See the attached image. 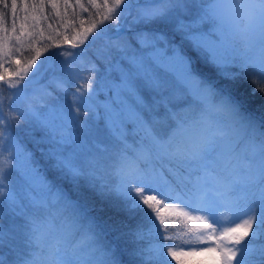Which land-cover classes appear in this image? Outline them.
Segmentation results:
<instances>
[{"label":"snow or ice","instance_id":"1","mask_svg":"<svg viewBox=\"0 0 264 264\" xmlns=\"http://www.w3.org/2000/svg\"><path fill=\"white\" fill-rule=\"evenodd\" d=\"M259 2L264 4V0ZM212 3L11 0L9 9V0H0V88L16 89L25 104L18 118L45 134L46 141L54 145L49 156L56 161V175L50 182L32 167L31 154L20 150L25 176L40 193L38 197L29 194L25 204L11 184L5 183V174L13 165L10 157L7 168L3 166L0 145V220L10 214L14 221L9 229L0 223V244L17 241L11 264H85L97 252L100 258L95 264H124L90 206L78 196L73 198L82 185L119 200L126 211H148L149 227L138 226L128 234L133 247L126 250L127 264H264V244L254 243L264 238V81L253 78L247 92L240 83L249 71L264 76V42L259 53H240L218 27L210 11ZM49 8L51 12L46 11ZM5 10L10 11V26ZM81 13H88L87 20ZM178 13L189 19H181ZM128 16L131 25L137 26L132 38L147 51L136 54L132 49V55L125 54L122 58L131 71L117 65L119 82L101 88L95 63L89 62L84 74L75 66L85 51L80 46L90 38L106 36L101 27L106 22L117 28L108 38L116 45L121 40L126 43L123 30L130 26ZM168 29L182 33L198 59L171 43ZM62 45L80 48V52L63 49L45 56L49 49ZM56 56L63 59L57 61ZM198 60L215 67L219 78L206 73ZM149 63L170 72L176 81L171 95L157 102L166 109L163 118L153 115V105L140 95L136 83L140 77L153 91L164 90L165 81L151 71ZM49 71L62 74L49 83L69 96L70 104L52 97L45 84L30 89ZM73 82L78 85L74 90ZM109 90L123 104L119 112L111 101L98 100L101 91ZM125 96L131 97L134 106ZM48 98L55 104H49ZM171 101H183L185 106L169 107ZM82 108L92 124L104 120L115 142L111 183L95 170L96 159L87 155L91 149L73 130ZM161 120L165 127L154 129L153 124ZM91 126L87 121L80 124L81 129ZM138 135V142H129V136ZM50 205L73 210L94 242L88 253L81 252L82 242L73 243V231L57 228L46 214ZM142 241H148L147 245L142 246ZM0 264L9 261L0 256Z\"/></svg>","mask_w":264,"mask_h":264},{"label":"trees","instance_id":"2","mask_svg":"<svg viewBox=\"0 0 264 264\" xmlns=\"http://www.w3.org/2000/svg\"><path fill=\"white\" fill-rule=\"evenodd\" d=\"M19 2V0H18ZM74 3L75 0H72ZM86 3V0H84ZM11 0H9V9H10ZM8 12V23L9 26L11 25V15L9 10H5ZM46 11L51 12V9H47ZM69 13L72 12V9L68 10ZM20 15L22 16L23 13L21 12ZM81 17L87 20L88 13H81ZM115 24L112 22H106L105 25H102L101 27L105 28L106 31H109L112 29V27ZM58 26V23L57 25ZM123 35L126 36L127 42L125 43L124 40H121L119 42V45H116L113 40H110L108 37H102L98 36L95 40H93L92 44L83 47L85 51L82 53V55L77 59V62L75 66L78 68V70L81 72V74H84L86 71V68L89 64L95 63L97 68L99 69V73L96 74V78L98 81V86L101 88L108 89L110 86V82L116 80V82L120 78V73L116 70L117 65L119 67L126 69L124 67V64L127 63L124 62V59L122 58L125 54L130 53L129 49L126 52H121L119 48L121 46H124L127 48V45L134 46L136 44V40L133 39V35L123 32ZM167 35L170 38V42H177L180 41L181 44L177 45L179 48L182 49V51L187 54L188 56L192 57L193 59H198V54L195 51L194 48L190 47L188 44V40L184 39L182 33L174 31L173 29L167 30ZM97 41V42H96ZM107 41V42H102ZM103 43L104 45H101ZM52 49V48H51ZM48 51L49 54L50 50ZM68 49L69 51H78L80 52L79 48L77 49H71L68 45L61 46L60 49L56 50H63ZM96 51V52H95ZM48 56V55H47ZM82 61L83 63H81ZM198 66L203 67L204 71L206 73L207 70L210 71L211 75L213 77H218L217 69L211 65L204 66L202 61L198 60ZM129 67V66H127ZM111 68L112 71L109 73L108 69ZM213 69V70H212ZM209 74V73H208ZM51 72L49 71L48 74L45 76L50 77ZM44 78V79H45ZM255 78L257 80L264 81V76H261V74L257 72L249 71L243 75L241 78V87L244 91L250 90L253 85L251 83V80ZM53 80V79H52ZM43 81V80H42ZM40 82V84L47 85V91L52 93V97L61 99V96L64 95L61 93L56 87L54 83H49L48 80L44 82ZM34 85V84H33ZM142 87L144 84H141ZM78 86L75 82H73V90L75 87ZM141 89V88H139ZM143 89V88H142ZM12 92V89L5 88L2 86L0 88V119L3 120V126L0 128V131L3 132V139L0 142L2 145L3 152L2 154L11 157L16 158V154L21 155L22 157V163L19 165V168L23 171L25 170L26 164L24 160V155L21 153V149H23L24 153H30L31 154V163L35 165L41 174L49 178L51 180H54L56 172L53 170L54 160L51 156H49V146L51 143H48L45 139V134L37 129L32 123L26 121L21 117V114L24 111L25 104L23 99L13 102L10 99V94ZM104 91H101L98 98L102 97L105 100H107L108 95H103ZM109 92V91H108ZM55 102L54 99L48 98V103L51 104ZM255 102L257 104L260 103V93L256 94ZM46 110V109H45ZM81 111H85V109H81ZM102 114V110H100ZM88 119H91L89 117ZM151 123V120L149 121ZM154 127V126H153ZM128 129L131 132L132 126L128 125ZM129 142L130 143H136L140 140V136L132 137L129 136ZM145 144L148 143L147 140L144 141ZM111 151L107 149V151H101V152H95L91 153V155L96 159V167L95 170L100 171V174L107 179L110 183L112 181L111 177V171H112V164L108 163L107 165L103 164L105 160V156H107ZM15 156V157H14ZM115 160V157H112ZM15 165V164H14ZM102 169V171H101ZM18 172V171H17ZM77 196L84 202H86L90 208L92 209L91 214L96 218L97 222L103 225L104 230L108 233L106 239L108 240L110 245H115L116 249L118 250V255L121 256L122 259H124V264H127L128 262V256L126 254V250H131L133 245L128 243L130 240V236L128 235L133 229L137 228L138 226L143 227L144 229H147L149 227V221L147 219L148 214L146 212H136L134 214H131V212L126 211L125 207L117 205L118 202L115 200V203H112L113 197H105L97 193V191L90 189L84 185L81 186L79 193L74 194L73 198H77ZM22 197V203H28V201ZM50 210H55L50 211ZM67 209H61L59 205H55L53 209L49 208L47 211V215L52 217L56 216L59 218L56 220L59 225L55 224L58 229H64V230H71L74 232L73 235V243L82 242L81 244V252L88 253L90 249L93 247V241H90L87 237V232L85 228L81 225L80 222H78L73 214V212H67ZM68 220H75L77 221V224L79 223L81 225V229L78 230L73 227L67 228L66 225L62 226L60 222L65 221L67 224ZM13 219L11 215H5L2 220H0V223L3 224V227L5 229H9L11 224L13 223ZM76 224V225H77ZM17 241L9 239L6 243L0 244V256L5 257L9 264H11V261L15 258V253L13 251V246L16 245ZM148 241H142L141 245L145 246L147 245ZM94 257L98 258L100 257L99 252L95 253L93 256H91L90 260H92Z\"/></svg>","mask_w":264,"mask_h":264},{"label":"rangeland","instance_id":"3","mask_svg":"<svg viewBox=\"0 0 264 264\" xmlns=\"http://www.w3.org/2000/svg\"><path fill=\"white\" fill-rule=\"evenodd\" d=\"M179 15H180V18L181 19H185V20L189 19V17L184 16L183 14H179ZM127 23L130 26L127 27V28H125V30L123 32L133 35L134 30L137 29V26L131 25V16H128L127 17ZM102 42H107V41H102ZM171 43H173L175 45L176 44L177 45H180L181 44L180 41L171 42ZM107 44H108V42H107ZM188 44H189L190 47L193 48V46H192V44H191L190 41L188 42ZM101 45H104V44L101 43ZM132 49L135 50V53L136 54H140L142 51L143 52H146L147 51V50H142L141 47H140V45H139V43L137 41H136V44L134 46L133 45L131 46V48L129 49V52L130 53H128L127 55H132L133 54ZM79 50H80V48H79ZM58 52H59V50H56L54 53H58ZM73 52H78V51L74 50ZM47 55L48 54H45V56H47ZM44 58L45 57H41V60H43ZM62 59H63V57L56 56V60L57 61L62 60ZM124 62L127 63L126 65L124 64V67L126 68L125 70L131 71V67L128 64L127 60L124 59ZM127 66H129V67H127ZM149 67H150L151 71L156 76L162 78L165 81L164 90L162 92L153 91L151 88H149L144 83L143 79H141L140 77H137L136 78V83L138 85V90L140 92V95H142L144 97V99L150 105H153V108H154L153 115L157 116L158 118H163L164 115H165L166 109L164 108V106H163L162 103L157 104V102L163 100L164 97H168V96L171 95L172 90L177 87L176 81H175V78L173 77V75L170 72H166L165 69L160 68V67H156L154 64H151V63H149ZM50 72H51L50 77L49 78L46 77L42 82H44L46 80L51 81L55 76L62 75L59 72H52V71H50ZM207 72L211 75L210 71L207 70ZM114 81H116V80H114ZM117 82H119V80ZM141 84H144L143 87H142ZM4 87H5V85H4ZM29 87H30V89H33V88L34 89H40L41 84H34V85L31 84ZM139 88H141V89H139ZM104 95H108L107 100L111 101L112 107L114 109H116L117 112H119V110L123 107V104L121 102H118L114 98L112 91H110V90H109V92L108 91L107 92L104 91L102 96H104ZM10 99H11V101L16 102V101L21 100L22 98L19 96V94L17 93L16 89H12V92L10 94ZM61 99L62 100H66L69 104L71 103V98L69 96L62 95L61 96ZM124 99L127 100V103L128 104H131V105L134 106V101L131 99V97H126L125 96ZM98 100L101 101V102L106 101L102 97H99ZM51 104L54 105L55 102H53ZM182 106H185L183 101H171L169 103V107H173V108H175V107H182ZM100 110H102V114L101 115H103L104 109L101 108ZM83 113H84V111H81L80 115L74 121V128H73V130L78 135H80L81 140L84 141L85 144L87 145V147L91 149V151L88 152L87 155L89 156V155H91V153L101 152L102 151L101 149H106V150L108 149V150H110L112 152L113 146H114V143L115 142H114L113 138L111 137V134L109 132V129L106 127L104 120L103 119H100V120L96 121L95 124H92V120L91 119H88L90 116L88 118H86ZM145 118L146 119H149V121L151 120V118L148 117L147 115L145 116ZM85 121H87V123L90 124V125H92V126L91 127H85L83 129H81L80 128V124L82 122H85ZM153 126H154V129H157V130L163 129L165 127V125H164V123H163L162 120H161L160 123H154ZM0 145H1V143H0ZM96 145H100L101 147L98 148V147H96ZM52 147H54V145L51 144L48 149H51ZM111 152L107 156H105V160H104L103 164L107 165V162L110 163V164L114 162V159L112 158L114 156L111 155ZM20 156L21 155H18V153H17L16 154V158H12V165L13 166L10 169H8L7 172H6V174H5V183H10L12 189L17 194H19L20 196H23L28 201L29 194H31L32 196H37L38 197L40 195V193L29 182V180L26 178V176H25L26 167H25V170L24 171H23V168L22 169L19 168V165L22 163L21 162L22 161V157H20ZM9 158H8V156L2 154V159L4 161V165L3 166L5 168H7V161H8ZM52 159L54 160V164H55L56 163L55 159L54 158H52ZM32 167H34L37 170V172H38L39 175L43 176L41 174V172L39 171V169L35 165L32 164ZM53 170H55V169H53ZM44 178L47 179L50 182L51 181H54V180H51V179L46 178V177H44ZM115 200H116L115 198H112V203H115ZM117 202H118L117 205H120V206H123L124 207V205L119 200H117ZM54 207H55V205H50L49 208L53 209ZM67 210H68L67 212H69V211L70 212H73V210L71 208H67ZM50 211H53L54 212L55 210H50ZM144 212H146L148 214V211L146 209H144L141 213H144ZM134 213H136V212H131V214H134ZM52 219H53V222L55 224H57V226H58L59 223L56 220H58L59 218H57L56 216H52ZM60 223H61L62 226H65L66 225L67 228H70V227L75 228L77 226L76 229H78V230L81 229V225L79 223L77 224V221H75V220H73V221L68 220L67 221V224L65 223V221L60 222ZM176 227L178 228L179 225H177ZM173 230H176V229L174 228ZM254 243L257 246H259L261 244H264V238H260V239L256 240ZM117 254H118V250H117ZM99 258L100 257H98V258L94 257L92 260L86 258L85 259V264H95V262L98 261ZM120 258H121V256H120ZM122 261H124V259H122ZM173 264H175V262H173Z\"/></svg>","mask_w":264,"mask_h":264},{"label":"clouds","instance_id":"4","mask_svg":"<svg viewBox=\"0 0 264 264\" xmlns=\"http://www.w3.org/2000/svg\"><path fill=\"white\" fill-rule=\"evenodd\" d=\"M212 15L240 53H259L264 42V4L259 0H213Z\"/></svg>","mask_w":264,"mask_h":264},{"label":"water","instance_id":"5","mask_svg":"<svg viewBox=\"0 0 264 264\" xmlns=\"http://www.w3.org/2000/svg\"><path fill=\"white\" fill-rule=\"evenodd\" d=\"M141 2H143V0H141ZM109 34L110 33H107V35L106 36H109ZM95 35V34H94ZM91 43V38H90V42H87L85 45H82V46H80V47H83V46H87V45H89ZM62 46H64V45H62ZM57 48H52L51 50H50V52H49V54H48V56H52L53 54H54V52H55V50H56ZM47 65H45V67H46ZM5 87H7L6 85H5ZM8 88V87H7ZM10 89V88H9Z\"/></svg>","mask_w":264,"mask_h":264}]
</instances>
